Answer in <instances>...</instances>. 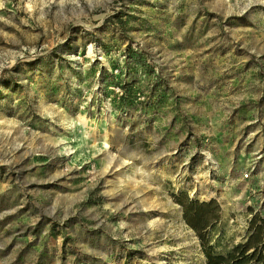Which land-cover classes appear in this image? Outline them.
<instances>
[{
  "label": "rangeland",
  "instance_id": "rangeland-1",
  "mask_svg": "<svg viewBox=\"0 0 264 264\" xmlns=\"http://www.w3.org/2000/svg\"><path fill=\"white\" fill-rule=\"evenodd\" d=\"M262 182L264 0H0V264H206L173 196Z\"/></svg>",
  "mask_w": 264,
  "mask_h": 264
},
{
  "label": "trees",
  "instance_id": "trees-1",
  "mask_svg": "<svg viewBox=\"0 0 264 264\" xmlns=\"http://www.w3.org/2000/svg\"><path fill=\"white\" fill-rule=\"evenodd\" d=\"M185 193L175 194L173 199L182 208L183 221L197 236L206 264H264V218L256 214L247 239L231 244L232 236L222 235V228L216 227L223 221L216 200L200 202Z\"/></svg>",
  "mask_w": 264,
  "mask_h": 264
},
{
  "label": "built area",
  "instance_id": "built-area-1",
  "mask_svg": "<svg viewBox=\"0 0 264 264\" xmlns=\"http://www.w3.org/2000/svg\"><path fill=\"white\" fill-rule=\"evenodd\" d=\"M116 87V92L122 95V92ZM259 175L256 164H251L246 170L245 174H241V180L244 182L252 181V178H256ZM261 186L264 188V183ZM256 200L247 199L244 209L232 210L226 216H223V221L230 228V232L234 237L233 244L242 243L247 239L250 234V223L252 218L258 214L261 218H264V195H260ZM220 205V203H219ZM223 212V206L220 205Z\"/></svg>",
  "mask_w": 264,
  "mask_h": 264
},
{
  "label": "bare ground",
  "instance_id": "bare-ground-1",
  "mask_svg": "<svg viewBox=\"0 0 264 264\" xmlns=\"http://www.w3.org/2000/svg\"><path fill=\"white\" fill-rule=\"evenodd\" d=\"M82 131H84V128L81 125V122H79L77 125V129H75L73 132H82ZM67 134H71V133H67ZM71 142H73L71 137L63 136L59 141H57L56 145L57 146L61 145L63 147V149H65L68 152V154L75 155L76 150L79 151V147L82 146L83 139L81 137L79 140L74 141V142H77L74 145ZM103 147L105 149L108 148V144L104 141H103ZM75 159H76V156H73L72 160H75ZM121 167H122V165H121Z\"/></svg>",
  "mask_w": 264,
  "mask_h": 264
}]
</instances>
